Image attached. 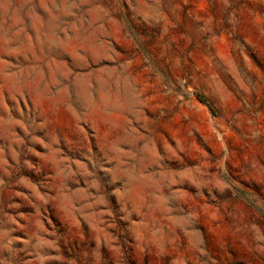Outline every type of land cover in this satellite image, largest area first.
Masks as SVG:
<instances>
[{
  "label": "rangeland",
  "instance_id": "rangeland-1",
  "mask_svg": "<svg viewBox=\"0 0 264 264\" xmlns=\"http://www.w3.org/2000/svg\"><path fill=\"white\" fill-rule=\"evenodd\" d=\"M0 264H264V0H0Z\"/></svg>",
  "mask_w": 264,
  "mask_h": 264
},
{
  "label": "trees",
  "instance_id": "trees-1",
  "mask_svg": "<svg viewBox=\"0 0 264 264\" xmlns=\"http://www.w3.org/2000/svg\"><path fill=\"white\" fill-rule=\"evenodd\" d=\"M198 96V98L202 101V102H204V103H207L208 101H207V99L203 96V95H197Z\"/></svg>",
  "mask_w": 264,
  "mask_h": 264
}]
</instances>
